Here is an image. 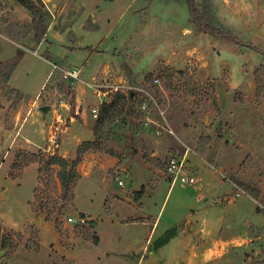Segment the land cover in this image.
Returning a JSON list of instances; mask_svg holds the SVG:
<instances>
[{"label":"rangeland","instance_id":"374dc122","mask_svg":"<svg viewBox=\"0 0 264 264\" xmlns=\"http://www.w3.org/2000/svg\"><path fill=\"white\" fill-rule=\"evenodd\" d=\"M82 1L101 11L107 27L92 36L101 39L87 48L92 60L79 80L54 73L42 90L52 71L47 59L75 68L45 52L46 43L39 46L35 36L23 44L29 12L0 0V43L16 44L0 50V227L9 244L0 247V264L185 262L188 239L160 249L180 231L196 237L202 228L210 239L226 241L211 264H264V0H200L211 3L230 40L200 32L184 0H155L159 9L136 18L131 13L140 0ZM52 3L55 8L45 6L53 27L46 38L61 55L63 41H75L72 28L92 27L93 19H82L76 0ZM17 62L13 86L22 92L10 84ZM78 85L86 95L79 105ZM44 106L51 110L43 112ZM83 110L93 137L75 149L77 127L64 141L61 130ZM52 140L69 163L84 142H94L67 191L60 167L47 165L49 156L59 155ZM171 157L185 159L195 186L171 185ZM195 203L215 205L204 222L183 211ZM70 217L88 221L76 225ZM156 219V236L148 241L146 226ZM99 223L103 244L96 249ZM171 230L176 235L159 246ZM130 249L136 257L101 258Z\"/></svg>","mask_w":264,"mask_h":264},{"label":"crops","instance_id":"0c3cea01","mask_svg":"<svg viewBox=\"0 0 264 264\" xmlns=\"http://www.w3.org/2000/svg\"><path fill=\"white\" fill-rule=\"evenodd\" d=\"M42 1L44 2L45 6L49 10V6H51L52 8L56 7V4L52 3L49 5V3L53 2V1L57 2V1H61V0H42ZM76 1H77L78 5L84 9V16L82 17V19L92 18L93 19L92 23L94 26L87 28V27H85L86 24H82V26H80V24H76L71 30L75 34V41H69L68 39L64 40L62 45H61V48H62L60 50L61 55H56L54 53V51H53L54 45H55L54 43L50 42L51 46L48 45L49 41L47 40L46 37H47V34L49 33V31L53 30V27L49 28L45 38L39 42V46H42L43 44L45 45V43H46L45 52H49L53 58L63 60L66 64L73 66V68H75V69L80 67V70L82 72L87 67L89 62L92 60V53L87 48H90L94 45L92 43L93 41L101 39L100 37L95 39L92 36L101 34L103 32V28L107 27V26H105L106 18L103 19V17L101 16V11L98 8L93 7L90 10L88 7V4H86V1H84V2L82 0H76ZM220 3L224 4L225 1H221ZM160 5H161V3H159L155 0H151V2H149L148 0H140L139 7L136 10L132 11L131 15L133 14L132 16L134 18L139 17V16H141L142 11L146 10L147 8L150 9L149 10L150 12H148V11H145V12L152 15L154 9H156V10L159 9ZM18 9H20V8L18 7ZM19 11H21V10H19ZM139 12H140V14H139ZM22 13H24V12H22ZM135 13H138V14L134 15ZM24 15H26V14L24 13ZM26 18H27L26 21L28 23H31V21H32L31 15H26ZM101 19H102V21H101ZM67 33L68 32L62 33V34H65L67 36ZM33 36H35V34H34V32L31 31L28 35H26L23 38V40H22L23 44L25 43L26 40L32 38ZM6 43H8L10 45L12 44L13 47H16V44H14V42H12L11 40L9 41L7 39V40L2 41L0 43L1 52L4 49V45ZM34 53L37 54L36 51ZM47 60L50 62L51 66L53 63H56V62H51L49 59H47ZM20 61L21 60L19 59V63H20ZM19 63H18V65H19ZM18 65H17V67H18ZM15 72H16V69L13 72V76H12L11 82H10V84L13 88H15L13 86V77H14ZM50 73H51V71L47 75V77H46V79H45V81L41 87L42 90H44L46 87V84H47L48 79L50 77ZM77 87H78V91L76 93V95H77L76 96V102H77V105H79V103H82L80 101H83V99H80L81 98L80 96H86V95H84V93H81L82 92V86L78 85ZM15 89L21 91L18 88H15ZM26 95H28V94H26ZM50 110H51V108H50ZM83 112H84V110L81 113L80 119L79 118L78 119L72 118L70 126L67 127L65 130H61V133H63L61 135L62 136L61 139L64 141L63 135H65V136L68 135L73 129H76V127H77V131L79 132V137L77 138L75 149H76V147H78V145L81 141H88V140H91L93 137V129L91 128V125L89 123L92 120L90 121V119L87 118ZM78 114L79 113H77L76 115L78 116ZM82 134L83 135L88 134L87 137H84L87 139H83L81 137V136H83ZM61 147H62L61 144H59V147L57 148V149H59V155H61L62 157H67V155H65L63 152H61ZM196 183H197V181H196ZM196 183L194 185H189V186H195ZM223 183L224 182H222V180L220 179V185H221V189H220L221 191L220 192H222L223 196H224V192H225L224 190L226 189L225 188L226 186H223ZM201 196H202V194L199 195L200 201L203 198ZM143 198L141 199V205L143 204ZM224 199L227 200V198H224ZM249 199H251V198H249ZM229 201H233V199L229 200ZM187 208L188 207L183 208V211L184 212L186 211L188 213V215L191 217L190 219H193V218L199 219V221L204 222L207 219V217L212 213V211L215 209V205L211 204V203H204V204L195 203V204H192V206L190 208H188V211H187ZM79 211L81 213H85L86 215L94 216L89 211H82L80 209H79ZM94 217L92 218L93 220L95 219ZM147 219H148L147 217L143 218V220H145V221ZM100 224L101 223H99V225L96 228V231L98 233L97 236L99 238V243L97 246H95L96 249L102 247V244H103V239L99 233ZM158 226H159L158 219L154 220V222L152 224L150 223L149 226L148 225L146 226V228L149 230V232H148L149 237L147 239L148 241L150 239H152V240L154 239V237L156 236ZM181 234H183L184 237H182ZM188 236H190V237H188ZM180 239H188V246H187V249L189 252L188 259L185 262L174 260L172 262L173 264H197V263L198 264H211V260L214 259L213 257L216 258V257H218V255H220V257H221V254L219 253L220 250L218 251V249H220V247H224L223 244H225L224 242H226L222 238L210 239L208 234L206 235V232L203 230V228L201 229V233L199 232L196 237H192L190 232H188L187 230H184V231H180V233L176 237L171 239V241L167 245L162 247L160 250L167 249L168 247H170L172 245V243H176ZM201 251H204L203 256H200ZM256 255H257V257H259L261 254L257 253ZM130 256L136 257V252L132 249H130L129 251H126V253H119V252L114 251V250L113 251L109 250V251H105L104 255L101 258H103L105 260V259H110V258L118 259L119 257L126 258V257H130Z\"/></svg>","mask_w":264,"mask_h":264},{"label":"trees","instance_id":"16d2710c","mask_svg":"<svg viewBox=\"0 0 264 264\" xmlns=\"http://www.w3.org/2000/svg\"><path fill=\"white\" fill-rule=\"evenodd\" d=\"M22 7H24L31 15L32 21L30 28L25 32V36L28 35L31 31L34 32L37 40L42 41L48 30H49V22L46 13V7L42 0H14ZM151 2V0H148ZM189 8L191 23L194 24L200 32L220 36L225 39H229V36L222 32V29L217 26V20L215 15L213 14L212 5L209 1L201 2L200 0H184ZM19 59L22 57L23 53L21 51L18 52ZM18 62L13 66L12 71L16 69ZM115 100L112 104H106V109H111L115 105ZM103 117L101 116L97 121L96 127L94 129V133L96 135L97 127L102 123ZM94 142H84L77 151V159L69 163L64 157L59 155H51L47 160L48 166H59L60 171L58 173V178L61 183L63 190H68L71 184L78 179L77 166L81 163L84 154L93 148ZM259 213V210H257ZM0 227V247L2 249H6L8 247L7 240L3 239L1 236ZM176 235V230H171L167 233L165 239L161 240L162 246L166 244L171 237Z\"/></svg>","mask_w":264,"mask_h":264},{"label":"built area","instance_id":"2783aa9c","mask_svg":"<svg viewBox=\"0 0 264 264\" xmlns=\"http://www.w3.org/2000/svg\"><path fill=\"white\" fill-rule=\"evenodd\" d=\"M54 73H59L60 76L64 79H69L71 81H77L80 79L81 70L80 69H63L57 63L52 64V71L50 77L54 75ZM97 109L93 110L95 114ZM96 117V115H95ZM54 147L58 148L59 145L56 140H52ZM167 175L171 181V185H175L177 183H181L184 185H194L197 181V177L188 172L185 166V159H179L177 157H171L166 166ZM122 184V182H120ZM70 223H74L76 225H83L88 221L86 218L82 217H70Z\"/></svg>","mask_w":264,"mask_h":264},{"label":"water","instance_id":"95a60500","mask_svg":"<svg viewBox=\"0 0 264 264\" xmlns=\"http://www.w3.org/2000/svg\"><path fill=\"white\" fill-rule=\"evenodd\" d=\"M49 110H50V107L49 106L42 107V111L43 112H48Z\"/></svg>","mask_w":264,"mask_h":264}]
</instances>
